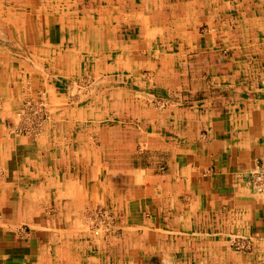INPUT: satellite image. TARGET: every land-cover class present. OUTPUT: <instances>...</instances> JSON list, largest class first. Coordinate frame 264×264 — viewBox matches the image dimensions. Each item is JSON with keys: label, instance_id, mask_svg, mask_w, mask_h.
Wrapping results in <instances>:
<instances>
[{"label": "rangeland", "instance_id": "374dc122", "mask_svg": "<svg viewBox=\"0 0 264 264\" xmlns=\"http://www.w3.org/2000/svg\"><path fill=\"white\" fill-rule=\"evenodd\" d=\"M56 1L31 0L20 8L15 0H0V55L7 58L8 86L21 90L8 96L18 100L8 127L15 136L35 138L41 148L35 209L50 232L43 235L45 248L52 246L58 261L73 264H129L128 180L121 174L118 190L116 173H99L95 151H87L92 155L85 158L86 170L69 172L51 171L54 162L45 154L71 138L77 152L81 142L94 148L107 139L108 149L104 145V156L98 157L111 165L117 157L112 147L118 149L114 132H119L121 163L127 165L132 149L137 168L161 166L174 145L170 136L179 109L190 111L193 103L211 96L224 99V82L214 81L222 77L214 75L215 68H251L241 82L264 86L255 72L264 69V62L256 60L257 46L214 45L205 36L210 31L206 11L222 8L218 19H228L239 14L241 0ZM105 2L112 4L110 10ZM119 9L138 17L129 23ZM142 15L149 20L146 25ZM116 43L124 47V56ZM119 54L121 62L113 57ZM145 114L155 124L145 123ZM166 115L167 128L160 129L159 118ZM49 138L55 140L50 144ZM71 153L72 163L81 162L83 156ZM256 166L264 170L262 162Z\"/></svg>", "mask_w": 264, "mask_h": 264}, {"label": "crops", "instance_id": "0c3cea01", "mask_svg": "<svg viewBox=\"0 0 264 264\" xmlns=\"http://www.w3.org/2000/svg\"><path fill=\"white\" fill-rule=\"evenodd\" d=\"M219 10L206 11L208 42L257 46L256 60L264 62V0H241L239 14L230 13L228 19L219 20ZM230 19H234L233 25ZM6 62L0 55V264H73L58 261L52 246L45 248L43 235L49 237L50 232L35 209L40 201L35 189L39 188L41 148L35 138L15 136L8 127L18 106L17 98L9 101L8 96L21 90L8 86ZM250 72L251 68L227 65L215 68L214 75L222 77L214 81L224 82V99L211 96L193 103L190 111L179 109L170 136L173 151L169 158L164 154L161 166L137 168L132 149L127 165L121 163L119 132H114L118 149L116 152L117 147H112L111 155L117 157L111 165L98 157L108 149L107 139L94 148L81 142L77 152L71 138L60 142L62 148L45 154L52 157L53 172L84 171L88 164L85 158L92 155L87 151L93 150L99 172L116 173L118 190L120 175L128 180L132 199L128 218L132 222L127 224L129 264H264V195L251 180L256 165L262 162L264 168V86L243 84L241 80ZM255 72L264 78V69ZM144 117L145 123L155 124L151 115ZM166 118H159L160 129L167 128ZM164 141L166 149L169 142ZM71 152L83 156L81 162L72 163ZM236 239L250 240L249 249L234 248Z\"/></svg>", "mask_w": 264, "mask_h": 264}, {"label": "bare ground", "instance_id": "6f19581e", "mask_svg": "<svg viewBox=\"0 0 264 264\" xmlns=\"http://www.w3.org/2000/svg\"><path fill=\"white\" fill-rule=\"evenodd\" d=\"M31 2V0H15V2H17V6L18 7H20V8H22V5H26L27 3H30ZM56 1V0H55ZM69 1V3L71 2V3H73L72 2V0H68ZM57 2V1H56ZM260 3V2H259ZM149 4V3H148ZM43 5H45V4H43ZM49 5V4H48ZM103 5V7L105 6V8L106 9H109L111 6H112V4H110V3H108V2H105V4L103 3L102 4ZM220 7V6H219ZM118 8V7H117ZM222 9V8H221ZM110 10V9H109ZM120 10V9H119ZM120 11H122V10H120ZM127 10H123L122 11V15L124 14V16L125 17H128V18H130V19H128L127 20V22L129 21V23H130V21H131V19H137L136 17H138L137 16V14L136 13H133L132 11H131V13H125ZM234 11V10H233ZM129 12V11H128ZM2 15V14H1ZM100 17V16H99ZM141 17H144L143 15L141 16ZM138 21L139 20H137V24H139L138 23ZM141 21H143V22H141V23H143V24H145L146 25V23L149 21L148 20V18L147 17H144V18H141ZM136 22V21H135ZM11 24V23H10ZM132 25H133V23H131ZM70 25V24H69ZM3 28V27H2ZM149 28V27H148ZM136 29V28H135ZM150 29V28H149ZM9 33V32H8ZM150 32H148V34H149ZM154 33V32H153ZM147 34V33H146ZM66 35V34H65ZM149 35H151V33L149 34ZM183 35V34H182ZM4 36H5V34H4ZM147 36V35H146ZM2 38V37H1ZM23 38V37H22ZM65 38V37H64ZM69 39V38H68ZM29 41V40H28ZM2 42V41H1ZM3 43V42H2ZM14 43V42H13ZM70 43V42H69ZM68 43V44H69ZM64 44H65V42H64ZM66 46V45H65ZM118 45H117V43L114 45V47H117ZM121 46L119 45L118 46V48L121 50V54L124 56L125 55V53H126V51H125V49H124V47L122 46V48H120ZM65 49H67V48H65ZM249 49V48H248ZM90 51L92 52L93 51V49L92 48H90ZM150 51H152V47H150ZM170 51V50H169ZM172 51V50H171ZM113 52V51H112ZM129 52V51H128ZM80 53V52H79ZM87 53V52H86ZM158 53V52H157ZM121 54H119V55H115V56H113L114 58H115V60H116V57L118 56V62H121L122 60H120V57H121ZM84 56V55H83ZM93 56H95V55H93ZM158 56H160V55H158ZM167 56V55H166ZM163 57L165 58V56L163 55V56H161V58L163 59ZM86 58V57H85ZM127 58H128V60H132V55H130L129 53H127ZM167 58V57H166ZM30 59V58H29ZM157 60V59H156ZM59 63V62H58ZM82 65V64H81ZM91 64H89V66H90ZM175 65V64H174ZM153 68V67H152ZM83 69V68H82ZM85 71V70H84ZM114 73V72H113ZM105 75V74H104ZM87 77V76H86ZM146 77V76H145ZM20 78V77H19ZM151 78V77H150ZM114 80V79H113ZM92 81V80H91ZM129 82V81H128ZM82 85V84H81ZM137 87V86H136ZM54 88V87H53ZM99 88V87H98ZM39 89V88H38ZM83 89V88H82ZM89 90V89H88ZM82 91V90H81ZM114 94H116L115 92H113ZM130 93V92H129ZM83 94V93H82ZM45 95V94H44ZM83 96H84V94H83ZM82 96V97H83ZM93 97V96H92ZM90 98V97H89ZM126 99V98H125ZM128 99V98H127ZM66 100V99H65ZM83 101V100H82ZM123 104V103H122ZM24 105V104H23ZM55 108V107H54ZM50 109V108H49ZM30 112V111H29ZM39 113V112H38ZM60 118V117H59ZM26 121V120H25ZM21 122V121H20ZM28 122V121H27ZM22 124V123H21ZM22 126V125H21ZM18 127H19V125H18ZM14 130V129H13ZM19 130V129H18ZM19 134V133H18ZM264 141V140H263ZM87 144V143H86ZM90 147V146H89ZM51 148V147H50ZM93 151V150H92ZM98 172V171H97ZM61 173V172H60ZM100 173V172H99ZM102 178V177H101ZM96 179V178H95ZM102 180V179H101ZM99 184V183H98ZM95 186H96V184H95ZM96 190H97V188H96ZM96 192V191H95ZM60 203V202H59ZM126 208V207H125ZM90 211V210H89ZM125 220V219H124ZM72 235V234H71ZM238 236V235H237ZM245 237V236H244ZM234 238V237H233Z\"/></svg>", "mask_w": 264, "mask_h": 264}, {"label": "built area", "instance_id": "2783aa9c", "mask_svg": "<svg viewBox=\"0 0 264 264\" xmlns=\"http://www.w3.org/2000/svg\"><path fill=\"white\" fill-rule=\"evenodd\" d=\"M252 183L254 187L264 195V170H260V166H256L252 173ZM250 240L236 239L233 241V246L238 250H248Z\"/></svg>", "mask_w": 264, "mask_h": 264}]
</instances>
